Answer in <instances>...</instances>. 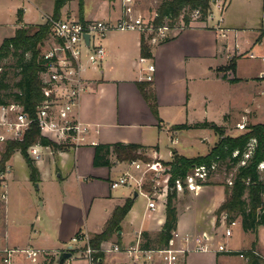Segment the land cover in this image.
<instances>
[{
  "label": "crops",
  "instance_id": "obj_1",
  "mask_svg": "<svg viewBox=\"0 0 264 264\" xmlns=\"http://www.w3.org/2000/svg\"><path fill=\"white\" fill-rule=\"evenodd\" d=\"M51 1L49 0V7ZM110 1L117 2V5L113 6L105 20L85 17L82 12V22L119 21L124 14V0ZM153 1L156 0H148V8H152ZM242 1L251 3L252 0ZM136 2L137 0H132V4H136ZM43 3H39L41 6L37 7L42 19L39 24L27 22L24 5L14 4L11 7L13 21L9 24L0 22V32L8 33L7 36H2L0 33V44L4 39L12 37L15 30L21 26L44 24L43 17L52 15V7L45 8ZM232 3L234 0H226L225 12ZM263 4L264 0H260L257 5L259 12L263 9ZM134 11L137 14L142 13V10L138 8ZM18 12L21 17L20 24L16 21ZM0 17H2L1 13ZM213 17V14H210L205 22L193 21L186 27L175 28L177 31H173L171 36L165 40L151 43V58L149 59L140 57V33L137 31L108 33L101 43L105 50L104 58L97 64H90L86 57H82L80 76L84 82L85 91L79 99L75 117L86 129L82 135L83 142L81 145L68 147L63 151L53 152L51 149L43 147L38 150L39 158L33 162H38L34 165L39 173L37 184L39 188L43 189V198H38L37 201L42 200L40 208H45V214L41 215L34 211L28 216L25 215L23 217L24 236L17 241L13 240L9 233V184L19 182V185L23 186L30 181L27 167L26 172L20 177L13 172L12 166L9 165V162L16 157H19L22 164H25L21 155L16 152L9 159L6 164L7 171L2 176L3 180L0 186V202L2 203L0 205V245L2 247L61 249L68 244L73 236L79 233L88 236L99 234L114 208L123 205L128 198H131L133 203L121 222L119 237L114 236L101 246L118 245L122 251L137 243L140 245L143 242L141 233H145L150 241L157 237L165 221L166 197L164 202L158 203L155 211L148 210L147 201H144L140 219L138 223L133 224L134 217L132 219L130 217L137 214L135 206L140 195L133 200L134 191L130 188L121 187L118 188L119 191L118 189L111 190L109 187L111 181L128 169V163L117 162L115 157L110 154L107 157L109 166H94V148L96 145L115 143L135 144L144 148V154L149 159L153 157V153H156V157L164 162H169L174 154L193 158L184 156L183 148H176L178 137L182 136L179 134L193 129L173 130V126L208 122L222 127L226 133H235L236 135L231 134V137H235L240 135L235 129L236 125L245 123V126L250 115L256 119L255 111L249 110L248 107L239 112L237 117L223 116L219 124L208 118L203 121H192L189 118L194 110V92H196L194 89L199 84L210 89L211 86L214 87V84L218 85L219 83L221 86L232 88L252 82L256 88L259 80L264 81V77L260 79V75L264 71L258 72L252 78H240L236 66L239 59L236 60L234 69H228L226 72L219 70L222 66H226L225 60L235 50L248 53V50H242V44L248 42L245 37L250 29L236 27L232 22L224 24L223 19L220 23L217 21L216 25H211L208 20ZM60 19L71 18L66 15V10H62ZM73 19L79 20L78 17ZM260 19L262 20V15ZM260 24L261 22H259ZM219 29H222L223 32H220ZM255 31L258 34L259 28ZM222 33H224V37L221 35ZM248 44L250 45L249 42ZM258 44L263 45L261 41ZM205 60L206 63L203 62ZM149 66H153L152 73L147 72ZM201 66L205 69L204 71L202 68L204 73L200 72ZM147 76H151V81H146ZM231 80L234 82H230ZM138 83H145L152 92L156 102L157 116L151 112L148 103L137 87ZM202 98L206 103L204 112L206 114L211 92L210 95L207 93ZM227 126L232 130L225 129ZM217 142L218 136L217 141L208 149V152ZM18 164L21 163L18 162ZM2 188L4 190H1ZM198 195V197L207 196L206 200L209 202L204 204L207 205V213L204 216H195L193 213L190 214L189 204L179 210L174 203L177 218L174 231L180 234L206 233L210 235L206 230L213 223V217L206 219V216L224 201L225 193L209 184L203 186ZM175 199H177V193ZM190 199L194 200V195H191ZM212 199L217 200L214 202ZM186 209L189 211L187 212ZM44 221H48L54 231V225H56L54 246H50L49 235L45 234V231L40 227V223ZM238 225L241 229L240 222ZM261 228L264 226L258 227L254 236H257L258 230ZM241 231L244 235L248 234L242 229ZM232 235L233 233L228 239L226 238L224 244L222 243L229 251L228 253L191 252L180 260V264H248L245 253L252 249L253 244L255 253L264 259L261 248L263 243H259L257 238L244 245L241 241L242 238L238 242L231 241ZM99 263L147 264L133 263L123 253L102 254Z\"/></svg>",
  "mask_w": 264,
  "mask_h": 264
},
{
  "label": "trees",
  "instance_id": "obj_2",
  "mask_svg": "<svg viewBox=\"0 0 264 264\" xmlns=\"http://www.w3.org/2000/svg\"><path fill=\"white\" fill-rule=\"evenodd\" d=\"M67 0H54V20L60 18V10ZM217 0H161L155 8V17L152 19L154 28L167 26L175 29L179 22L187 26L190 22V14L196 13L198 22H205L210 13L211 5ZM19 12L17 13V15ZM78 18L82 22L81 6ZM17 23H21V17H17ZM51 36L50 24L35 26H21L15 30L12 37L6 38L0 44V63L6 60L11 65L0 66V104H7V98L18 103L23 111L34 116L36 106L43 100L42 83L40 73L46 69V61L41 57L40 47ZM153 35L140 34V57L151 58V43ZM234 61L227 65L228 69H234ZM14 69L18 80L14 84L15 92L9 95L4 92L8 89L6 83L7 70ZM226 78L225 76L223 77ZM230 82H234L231 80ZM137 87L154 116H157L155 98L145 83H138ZM210 128L218 136V142L204 156L185 158L174 154L169 162H162L169 167L167 180L168 193L165 201V221L162 230L157 237L150 241L145 233H141L143 249H161L168 245L171 233L176 228V209L174 199L176 192L173 188L174 181L183 180L185 176L196 166L210 167L215 165L217 169L224 168L227 171L235 170L232 184L224 190L225 199L215 210V217L224 215L227 222L236 218L240 219L241 229L244 232L256 234L258 227L264 226V167L259 170V165H264V123L247 125L246 131L235 137L227 136L223 128L213 123L202 122L192 125L182 124L172 127L173 130ZM33 145L49 148L52 151H63L66 146L55 143L40 135L35 124L24 135L20 142L10 141L4 143V149L0 154V186L2 175L5 173V165L14 153L18 152L23 158L28 169V178L32 184L39 182V173L29 157L27 150ZM252 146L248 159L244 155ZM94 166H109L107 157L112 154L117 162L150 161L144 154V148L135 144H106L96 145L94 148ZM235 154V155H234ZM241 162H244L241 165ZM146 191L147 187H144ZM131 198L125 200L123 205L114 208L103 230L90 238L92 248L98 249L101 244L108 242L112 237L118 238L120 225L132 206ZM248 264H264V259L252 249L245 253ZM102 258V254L97 255ZM100 264V263H98Z\"/></svg>",
  "mask_w": 264,
  "mask_h": 264
},
{
  "label": "built area",
  "instance_id": "obj_3",
  "mask_svg": "<svg viewBox=\"0 0 264 264\" xmlns=\"http://www.w3.org/2000/svg\"><path fill=\"white\" fill-rule=\"evenodd\" d=\"M216 2L213 5L219 11L218 23H220L222 21L220 17L225 10L226 3L223 1L217 4ZM123 3L126 7L124 17L116 22H81L75 19L49 21L50 37H52L53 44L52 47L41 52L42 59L46 61V69L39 75L42 83L43 100L36 106L34 116L24 112L18 103L0 104V144L22 141L32 124H35L40 135L48 140L66 147L82 144V135L86 129L75 117V110L82 93L85 91V85L80 76V61L83 53L90 64H97L104 58L105 50L101 43L110 32L137 31L144 35L150 33L149 35H153L150 43L154 44L165 40L171 30L167 26L154 28L151 23L152 20L144 24L140 13L137 14V17L130 15L132 0H124ZM262 28L264 30V4ZM219 30L223 32L222 29ZM84 35L88 36L87 43ZM221 35L224 37V33ZM261 42L264 44V36L261 38ZM248 57L258 58L264 64V55L256 57L253 53H249ZM153 70V66L147 67L148 73H152ZM260 76H264V73H261ZM146 81H151V76H147ZM236 127L239 130L244 128L241 124L236 125ZM40 148L42 147L39 145H33L28 148L27 153L32 158L38 159ZM251 149L252 146L244 155V159H248ZM243 164L244 162H241V165ZM127 165L128 169L109 183L110 189L130 188L146 199L148 210L155 211L157 203L149 197V191L144 189L143 178L148 173H153L156 176L163 175L165 177L163 183L168 190L169 167L161 163L156 157V153H153V157L148 162L137 160L128 162ZM263 167V164L259 165V170H262ZM216 170L219 169L215 165L209 168L204 165L196 166L183 180H175L173 188L176 193L188 189L196 194ZM226 224L222 236L229 238L232 233L231 227L237 225L238 222L233 220ZM191 252L228 253L229 251L225 245L216 242L212 235L206 233L192 235L173 231L168 245L164 248L143 249L137 243L122 251L118 245L110 244L94 249L88 236L79 233L73 236L67 245L57 250L7 248L0 245V264H58L61 253H70V258L63 264H72L73 261L82 264H98L100 258L97 255L107 253H123L133 263L180 264V260Z\"/></svg>",
  "mask_w": 264,
  "mask_h": 264
},
{
  "label": "rangeland",
  "instance_id": "obj_4",
  "mask_svg": "<svg viewBox=\"0 0 264 264\" xmlns=\"http://www.w3.org/2000/svg\"><path fill=\"white\" fill-rule=\"evenodd\" d=\"M160 1L161 0L153 1L152 8H148L149 5L148 0H137L136 4L133 3L132 6H130L131 8L130 15L133 17H137L138 15L134 11V9L138 8L139 10H142V13L140 15L142 17L144 24H147L154 17L155 8ZM223 1L226 3V0H217L216 3L220 4ZM41 2H44L43 4L45 5V8L49 7V0H0V13L2 15V17H0V22L9 24L13 21L14 17H12L11 14V7L17 3L24 5V10L26 12L25 19L27 22L39 24L42 21L41 14L38 11V8L41 6L39 5V3ZM259 3L260 0H252L251 3L242 0H234V3H232V5L228 8L226 12L224 11V13L221 14V18H220L223 19L224 24L225 22H232V24L236 27L250 29L245 37V39H247L250 45L248 44V42L242 44V50L243 51L248 50L247 51L248 53L253 52V54L256 57L264 55V44L263 45L258 44L261 41V38L264 36V30L262 28V20L260 19L262 15V10L260 9L261 12H259V9L257 7ZM116 5L117 2L112 3V1L110 0H67L66 4L62 7L60 11L66 10V15L69 18L73 19L79 16L78 13H79V8L81 6V12H84L85 17L105 20V17H107L110 10L113 8V6L116 7ZM53 6H54V1L52 0L50 2V7H49V8L52 7L51 14H53ZM125 9L126 7H124V12ZM211 14H213L214 17L208 21L210 22L211 25H216L220 14L219 11H217V9L215 8V5H211ZM123 17L124 14L122 18ZM196 17L197 16L195 13L190 14L189 18L191 20L188 25L192 24L193 21L196 20ZM43 18H44L43 23L49 22L50 20H54L52 15ZM259 22H261L260 25ZM179 27H186V26H184L183 22H179V24L176 25L175 28L178 29ZM258 28L259 31L257 34L256 33L257 31L255 30ZM177 29L170 30L167 34V38L171 36L173 31H177ZM0 33L2 34V36H7L8 34L2 32ZM149 34L150 33H146L145 36L147 37ZM52 43H53L52 37H50L49 40L45 41L43 45L40 47V51L43 52L44 50H47L49 47H52ZM252 43H255V45L251 46ZM248 53L235 50L225 60L226 66H222L221 68H219V70L226 72L227 65L230 64L231 61L236 62V60L239 59L237 61L236 66L240 78H244V77L252 78L258 72L264 71V64H262L260 60L257 58H248ZM82 57H85L84 53ZM203 62L206 63V60ZM11 64L12 62L10 60H6L1 62L0 66L11 65ZM202 68L204 69V67L201 66L200 72L204 73L205 69L204 71H202ZM16 72L17 71H15L14 69L7 70L6 83L8 84V89L4 92L7 95L14 93L16 91L14 88V84L18 80L17 76H15ZM263 77L264 76L260 77V79H262ZM259 81L260 82L256 85V88L254 87V84L252 82H249L248 84L243 83L238 86H233L232 88H227V86L225 87L221 86L220 83L218 85L214 84V87L211 86L210 89L205 88V86L202 84L197 85V87H195L196 89H194L196 90V92H194L195 93L194 110L193 113L190 114L191 116H189V118H191L192 121H203L205 118H208L219 124L221 123L223 116L229 115L233 118L237 117L239 116L238 115L239 112L243 111L245 107H248L249 110L255 111V114L257 115L256 119H254L250 115L247 119L246 125L244 126L245 123L243 124L244 128L242 130H239L237 127H235L237 132L239 134H243L246 131L245 127L247 125L264 123V81L262 80ZM210 92H211V98L208 105L207 113L205 114L204 112H205L206 103L203 101V98L201 99V97H203L207 93L208 95H210ZM6 101L10 103L12 102V99L9 97L6 99ZM225 129H227L228 131L232 130L230 129L229 126H227ZM225 134L227 136H231L232 133L230 134L225 132ZM179 135L182 136L178 137L177 140L178 145L176 146V148L177 149L183 148L182 154L187 157L205 155L208 152V149L217 141V135L210 128L193 129L192 131H188V132L185 131L184 133H180ZM232 135H236V134L234 133ZM3 149H4V144H0V154L2 153ZM53 152H57V151H53ZM29 157L32 160H36L31 156ZM160 161L161 163L164 162L162 160ZM18 162L21 164H18ZM33 163H38V162L35 161ZM9 165L12 166L13 172L20 177H22L23 174L26 172V166L24 163L22 164V161L19 157H16L13 160H11L9 162ZM6 166L7 165H5V173L7 171ZM234 174H235L234 170H230V171H227L225 169L216 170L213 173V175L208 179V182L203 186H207L210 184V186H214L216 187V189L221 190L224 193L225 188L231 185L230 183L233 181ZM136 176L139 177V175L137 174ZM163 179H165L163 175L156 176L153 173H148L144 175L143 178V186L147 187L148 190H150L149 197L153 198L155 203H157V205L159 202L160 203L164 202L163 200L165 199L166 194L168 193V190H166L165 183H163L164 181ZM9 185H10L9 188L10 202L8 201L9 233L11 234L13 240L17 241L23 238L24 236L25 228L23 224L24 223L23 217L25 215L28 216L34 211H37L41 215L45 214V208L43 207L40 208L41 207L40 203H42L41 199L43 198L42 196L43 189L39 188L37 183L32 184L31 182L23 186L19 185V182ZM202 187L197 191L196 194L192 191H189L188 189H184L182 192H178L177 199H175L174 201L178 209L180 210L184 206L189 204V207L191 208L190 214L193 213L195 216H199V215L204 216L208 210L207 205L204 204L209 201L206 200L207 196L201 195L200 197H198L199 196L198 194L201 191ZM1 190L4 189L2 188ZM118 190L120 191V189ZM191 195H194V200L190 199ZM38 198L41 199L37 201ZM212 200H214L215 202V200L217 199H212ZM144 201H146V199L143 196H139V198L136 201L135 209L137 214L136 216L130 217V219L134 217L132 222L133 224L135 222L138 223V220L140 219V214L142 213L143 210ZM1 204L2 203L0 202V205ZM215 210L212 213H210L208 216H206V219H208L209 217H213V223L210 225L209 229L206 230V232L212 235L216 242H221L224 244L226 242V238L222 236V232L224 230V227L227 226L226 224L227 222L225 221L226 219L224 215H221L219 218H216L214 215ZM186 211L188 212L189 210L186 209ZM235 220L240 222L239 218H236ZM40 227L42 228L43 231H45L44 232L45 234L49 235L50 246L55 244L56 225H54L55 231L53 229V226H51L48 223V221H44L40 223ZM231 230L233 233L231 241L238 242L239 239L242 238L241 240L242 243L244 245H247V243L249 244L250 242H253L255 238H257L259 243L260 242L263 243V246L261 248L264 251V228L258 230L257 236H254L255 234L252 233H248L244 235L238 224L231 227ZM93 236L89 235L88 238L90 239ZM263 251L262 253H264ZM72 264H82V263L73 261Z\"/></svg>",
  "mask_w": 264,
  "mask_h": 264
},
{
  "label": "water",
  "instance_id": "obj_5",
  "mask_svg": "<svg viewBox=\"0 0 264 264\" xmlns=\"http://www.w3.org/2000/svg\"><path fill=\"white\" fill-rule=\"evenodd\" d=\"M84 39H85V41H86V43H87V41H88V36H87V35H84ZM137 196H138V193H137V192H134V193H133V196H132V199H133V200L136 199ZM68 258H70V253H61V254L59 255V258H58V264H63Z\"/></svg>",
  "mask_w": 264,
  "mask_h": 264
}]
</instances>
